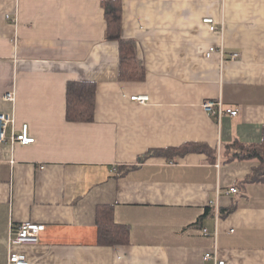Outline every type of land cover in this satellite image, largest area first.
Segmentation results:
<instances>
[{"label":"crops","instance_id":"obj_1","mask_svg":"<svg viewBox=\"0 0 264 264\" xmlns=\"http://www.w3.org/2000/svg\"><path fill=\"white\" fill-rule=\"evenodd\" d=\"M104 1L0 0V113L35 139L0 147V264L12 253L30 264H214L204 257L215 247L226 264H264V183H244L259 164L222 156L264 138V0H122L142 82L118 80ZM212 47L225 58L207 57ZM70 81L97 84L93 123L66 120ZM141 96L149 102L131 101ZM207 100L239 116L219 128ZM189 142L217 149V161L148 154ZM101 206L129 244L98 245ZM24 222L45 226L40 242L12 247Z\"/></svg>","mask_w":264,"mask_h":264},{"label":"trees","instance_id":"obj_2","mask_svg":"<svg viewBox=\"0 0 264 264\" xmlns=\"http://www.w3.org/2000/svg\"><path fill=\"white\" fill-rule=\"evenodd\" d=\"M106 20V40L116 42L119 48L118 80L120 82H142L145 72L140 68L136 46L132 39L123 35L124 6L122 0H105L102 3ZM98 86L95 82L70 81L66 87V120L74 123H93L95 121ZM151 156L165 158L174 162L190 154L205 155L211 163L218 158L217 149L203 143H184L175 148H167L148 153ZM147 155L145 158H147ZM225 163L235 161H256L251 174L245 179V184L264 183V138L259 144H244L235 141L226 146L222 154ZM135 167H131L133 169ZM236 208V204L226 211L225 217ZM209 210H207V213ZM98 245L116 246L129 244V230L114 220L113 209L101 206L97 210Z\"/></svg>","mask_w":264,"mask_h":264},{"label":"built area","instance_id":"obj_3","mask_svg":"<svg viewBox=\"0 0 264 264\" xmlns=\"http://www.w3.org/2000/svg\"><path fill=\"white\" fill-rule=\"evenodd\" d=\"M9 19V17H7ZM204 24L209 27L210 32H218L217 23L212 19H205ZM219 54L222 60L225 58L227 53L223 48L212 47L207 52V57H211L213 54ZM230 59L236 61L240 58L239 53H232L229 55ZM6 101H15V96L13 94H8L5 97ZM131 101H135L140 105H145L149 102V97H131ZM204 111L215 120L218 127H221L223 119L225 116L229 115L233 118L239 116L240 110L226 107L221 100L204 101L202 104ZM11 143L12 145L20 146H30L35 143V139L29 134L28 125H23L20 129H15V118L11 113H0V147L4 144ZM229 193L237 194L238 190L232 188L229 190ZM45 231V226L24 222L16 228H13L10 234V245L12 247L20 246H35L40 242L41 234ZM203 233L206 236L211 234L207 229L203 230ZM216 236V234H215ZM205 261L213 262L214 264H226L224 261L219 259V251L215 247L213 252H208L205 257ZM7 264H30L27 257L21 253H12L9 256Z\"/></svg>","mask_w":264,"mask_h":264}]
</instances>
